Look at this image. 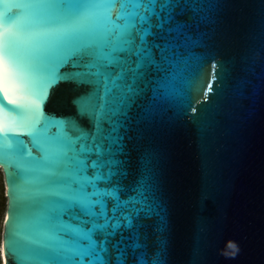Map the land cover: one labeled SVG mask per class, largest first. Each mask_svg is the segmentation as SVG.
<instances>
[{
	"label": "snow or ice",
	"instance_id": "snow-or-ice-1",
	"mask_svg": "<svg viewBox=\"0 0 264 264\" xmlns=\"http://www.w3.org/2000/svg\"><path fill=\"white\" fill-rule=\"evenodd\" d=\"M240 4L253 44L218 59ZM21 74L71 84L68 111L13 100L6 81ZM0 92L14 113L0 124L3 264H208L202 218L179 242L165 146L191 126L210 196L215 145L264 125V0H0Z\"/></svg>",
	"mask_w": 264,
	"mask_h": 264
},
{
	"label": "water",
	"instance_id": "water-1",
	"mask_svg": "<svg viewBox=\"0 0 264 264\" xmlns=\"http://www.w3.org/2000/svg\"><path fill=\"white\" fill-rule=\"evenodd\" d=\"M235 22L223 41L218 59L239 57L252 46L250 25L253 6L240 4L232 13ZM260 55L259 50L256 52ZM211 81V63L206 77ZM8 94L29 111H68L71 84L60 83L54 88L37 87L31 77L21 74L6 81ZM215 89V81H212ZM48 99L43 101L44 92ZM3 93L0 92V98ZM212 92H208V99ZM200 99L203 100V94ZM7 103V101H4ZM14 113L0 110V124L11 121ZM27 140V137H24ZM167 181L174 194L180 244L191 242L198 218L206 223L210 247L208 264H264V125L249 123L236 133L223 137L215 145L217 175L210 196L202 197V174L196 136L191 126L165 146ZM5 186V206L1 237V260L6 242V220L10 213L11 198L7 169L0 166ZM239 248L235 259H228Z\"/></svg>",
	"mask_w": 264,
	"mask_h": 264
},
{
	"label": "rangeland",
	"instance_id": "rangeland-1",
	"mask_svg": "<svg viewBox=\"0 0 264 264\" xmlns=\"http://www.w3.org/2000/svg\"><path fill=\"white\" fill-rule=\"evenodd\" d=\"M4 206H5V186L3 181V175L0 170V264H2L1 237H2V226H3V217H4Z\"/></svg>",
	"mask_w": 264,
	"mask_h": 264
}]
</instances>
